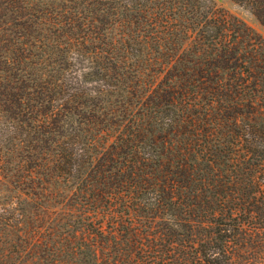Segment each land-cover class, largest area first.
I'll use <instances>...</instances> for the list:
<instances>
[{"label":"trees","instance_id":"1","mask_svg":"<svg viewBox=\"0 0 264 264\" xmlns=\"http://www.w3.org/2000/svg\"><path fill=\"white\" fill-rule=\"evenodd\" d=\"M0 264H264V37L212 0H0Z\"/></svg>","mask_w":264,"mask_h":264},{"label":"rangeland","instance_id":"2","mask_svg":"<svg viewBox=\"0 0 264 264\" xmlns=\"http://www.w3.org/2000/svg\"><path fill=\"white\" fill-rule=\"evenodd\" d=\"M218 7L223 8L229 13L244 20L249 26L254 28L264 37V26L255 18V16L245 7L233 0H212Z\"/></svg>","mask_w":264,"mask_h":264}]
</instances>
